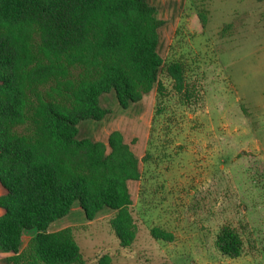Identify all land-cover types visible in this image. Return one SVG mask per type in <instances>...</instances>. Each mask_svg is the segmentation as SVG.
Returning <instances> with one entry per match:
<instances>
[{"label": "trees", "instance_id": "16d2710c", "mask_svg": "<svg viewBox=\"0 0 264 264\" xmlns=\"http://www.w3.org/2000/svg\"><path fill=\"white\" fill-rule=\"evenodd\" d=\"M207 1L187 2L203 27ZM163 24L149 0H0V184L6 190L0 195V252L10 254L0 264H88L78 237L105 208L114 211L106 221L120 249H131L140 211L128 182L141 180V163L152 159V126L160 112L142 159L120 131L105 144L79 138L78 124L110 114L100 97L111 91L122 108L154 89L160 101L167 89L162 74L176 92L192 96L183 60L157 51ZM74 203L88 223L50 231ZM27 230L36 234L21 248ZM150 235L174 239L158 226ZM215 245L231 258L244 251L230 225L220 228ZM96 259L112 264L113 256L102 252Z\"/></svg>", "mask_w": 264, "mask_h": 264}, {"label": "rangeland", "instance_id": "374dc122", "mask_svg": "<svg viewBox=\"0 0 264 264\" xmlns=\"http://www.w3.org/2000/svg\"><path fill=\"white\" fill-rule=\"evenodd\" d=\"M165 1L155 6L164 20L157 51L183 60L192 96L176 92L162 74L167 89L160 101L156 89L127 108L113 91L100 97L110 110L107 121L88 124L120 127L135 151L147 144L152 110L160 114L152 126V159L142 162L133 246L120 249L106 218L81 232L79 244L88 264L102 252L112 254V264H264V0L207 1L201 4L205 27L186 2L180 7L187 15L182 11L169 46L178 5ZM85 221L74 203L54 226ZM224 225L243 238L238 258L215 245ZM155 226L173 234V241L153 239Z\"/></svg>", "mask_w": 264, "mask_h": 264}, {"label": "crops", "instance_id": "0c3cea01", "mask_svg": "<svg viewBox=\"0 0 264 264\" xmlns=\"http://www.w3.org/2000/svg\"><path fill=\"white\" fill-rule=\"evenodd\" d=\"M174 2L175 3L177 2L176 4L178 5L177 6L178 8L175 11L176 13L174 15L176 20L173 19V20H175L174 21L175 25L173 26L172 33L168 35V42H167L168 46L171 43L172 35H174V33L176 31L177 24H178L177 21L180 19L182 11H183L180 6H183L186 2H188V0H174ZM149 3L151 5H153L154 7L157 6V5H159L160 7L161 6H166V1L165 0H149ZM152 92H151V95H152ZM153 117H154V111L152 110V114H151V117H150V120H149V130H150V127H151V123H152ZM87 121L88 120H84V121H81L78 124V129H79L78 137L81 138V139L89 138V139H92V140H95V141H101V142H104L105 144H108V138H109V135L111 134V132H113L115 130H121L120 127H118V126L117 127L114 126V125H110L109 127L107 125L99 126V124H95V123L88 124L89 122H87ZM92 121H96V120H92ZM100 121H101V123H105L107 121V117H105L104 119H102ZM148 140H149V134H148L147 144L144 147V149H142L141 151H135L134 150V146L130 145L131 149H133L132 151L135 153V155L139 159H142L143 156L147 152ZM141 167H142V163H141ZM128 185H129V190H130V193H131V198L133 200V207L136 209V211L139 210L140 213H141L140 205L138 204L140 180H130L128 182ZM5 192H6L5 188L0 184V195L4 194ZM75 204H77L80 207V205L78 203H75ZM80 209H81V207H80ZM106 209L107 208H105L101 212H99L93 222L102 220L103 218H108V217H110L113 214V212H114L113 210H106ZM3 213H4V209L0 207V215H2ZM54 223H56V221ZM54 223H52L51 226L49 227L50 231H57V230L65 228V227H68V226H64L63 225L62 227L59 228L58 227L59 225L54 226ZM87 223H88V221H85V222H82V223H79V224H87ZM69 226H72V225H69ZM35 234H36L35 230H27V231H25V233L23 235L21 248H24L27 245V243L30 240V238L33 237ZM9 255H10L9 253H1L0 252V259H2L4 257H7Z\"/></svg>", "mask_w": 264, "mask_h": 264}]
</instances>
